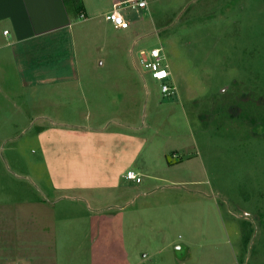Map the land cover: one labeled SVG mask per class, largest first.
Masks as SVG:
<instances>
[{"label":"rangeland","instance_id":"rangeland-1","mask_svg":"<svg viewBox=\"0 0 264 264\" xmlns=\"http://www.w3.org/2000/svg\"><path fill=\"white\" fill-rule=\"evenodd\" d=\"M147 1L127 30L77 16L74 89L0 99V203L37 217L44 264L107 263L90 219L120 213L132 264H264V0Z\"/></svg>","mask_w":264,"mask_h":264},{"label":"crops","instance_id":"crops-1","mask_svg":"<svg viewBox=\"0 0 264 264\" xmlns=\"http://www.w3.org/2000/svg\"><path fill=\"white\" fill-rule=\"evenodd\" d=\"M127 1L82 0L84 22L98 19L94 23L100 25L99 21L113 10L115 4L121 3L123 8ZM78 22L77 16L68 12L65 0H0V99L28 97L31 90L54 92V86L59 83H70L66 87L74 89L81 80L76 59ZM6 31L8 37L4 35ZM93 143L88 140L81 144L84 149L80 153L83 159L80 167L83 169L89 166L88 156L94 151ZM51 184L54 192L51 195L55 197L58 187ZM40 202L43 201L35 199L25 204L38 205ZM43 203L44 206L46 203ZM13 206L10 202L0 203V264H34L35 261L44 264V242L47 241L37 239L33 244L25 235L36 236L38 231V236L43 238L46 230L39 231L37 217L15 218ZM124 218L120 213L113 218L90 219V224L97 228V233H93L92 251L105 260V264H132L125 243ZM41 225L47 224L43 221ZM40 243H43L42 249ZM33 246L39 247L36 256L29 254ZM52 255L53 252L49 257Z\"/></svg>","mask_w":264,"mask_h":264},{"label":"built area","instance_id":"built-area-1","mask_svg":"<svg viewBox=\"0 0 264 264\" xmlns=\"http://www.w3.org/2000/svg\"><path fill=\"white\" fill-rule=\"evenodd\" d=\"M147 0H128L125 7H121V3L114 5L112 11L105 15V20L113 24L116 28L121 30H127L130 28V22L126 18L129 12L144 10L147 7ZM127 12V13H126ZM4 35L8 37L9 32H4ZM139 60L141 66L150 74V76L159 82L161 92L166 96L174 95L176 87L170 85L171 72L167 63L166 55L163 48L143 49L139 52ZM126 178L129 181L141 183L142 178L139 174L129 171Z\"/></svg>","mask_w":264,"mask_h":264},{"label":"trees","instance_id":"trees-1","mask_svg":"<svg viewBox=\"0 0 264 264\" xmlns=\"http://www.w3.org/2000/svg\"><path fill=\"white\" fill-rule=\"evenodd\" d=\"M65 4L67 6L68 12L71 15H82L84 14V7L82 0H65ZM261 122L264 124V118H262Z\"/></svg>","mask_w":264,"mask_h":264}]
</instances>
